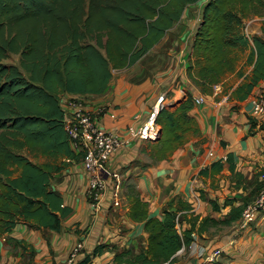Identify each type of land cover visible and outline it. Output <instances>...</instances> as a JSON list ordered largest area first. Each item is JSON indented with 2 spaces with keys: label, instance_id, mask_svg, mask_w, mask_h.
<instances>
[{
  "label": "trees",
  "instance_id": "16d2710c",
  "mask_svg": "<svg viewBox=\"0 0 264 264\" xmlns=\"http://www.w3.org/2000/svg\"><path fill=\"white\" fill-rule=\"evenodd\" d=\"M200 1L0 0V238L20 222L59 231L60 217L71 211L50 189L54 173L61 168L50 162L34 163L24 154L77 158L64 129L60 96L103 94L113 70L140 62ZM255 15H264V0H207L187 68L189 79L203 93H211L236 71L240 49L249 50L246 65L253 67L245 77L250 81L248 91L264 80V39L253 36L250 43L242 33L244 20ZM14 56L19 57L18 64L5 63ZM192 108V97L187 96L174 110L168 106L160 112L161 135L149 149L153 161L167 159L184 144L192 130L188 115ZM227 162L235 174L231 156ZM260 188L258 183L257 194ZM247 196L238 207L233 205L236 199H226L224 207L232 208L225 219L205 218L199 231L241 219L250 203ZM128 201L130 218L142 223L148 234L147 247L139 253L116 252L113 264H173L177 253L194 240L198 217L182 230L184 212L191 206L172 202L159 219L149 214L148 203L134 185L128 186ZM211 204L220 211L216 201ZM106 249L96 247L93 256ZM93 256L81 264H90Z\"/></svg>",
  "mask_w": 264,
  "mask_h": 264
},
{
  "label": "crops",
  "instance_id": "0c3cea01",
  "mask_svg": "<svg viewBox=\"0 0 264 264\" xmlns=\"http://www.w3.org/2000/svg\"><path fill=\"white\" fill-rule=\"evenodd\" d=\"M206 2L202 0L192 5L181 21L141 60L154 53L150 61L142 66L140 61L129 69L113 70L103 94L85 96L92 99L87 107L105 109L98 118L99 126L121 134L128 126L145 120L160 95L167 96L172 110L191 96L193 108L188 115L192 130L187 133L184 144L162 161L152 160L148 142L136 141L120 149L109 162L107 189L97 207L92 205L87 193L89 175L83 168L81 156L77 155L76 159L42 155H37L40 159L30 158L34 163L50 162L61 168L54 173L50 189L61 195L63 206L71 211L68 216L60 217L59 231L24 222L17 224L0 238V264H67L71 250L78 244H82V249L76 264L93 256L100 245L107 249L91 257L90 264H113L116 252L125 249L139 253L147 247L148 234L142 223L130 218L129 185H134L141 199L148 203L151 216L162 219L163 210L170 203L178 207L182 201L192 208L184 212L186 220L182 230L190 228L198 217L191 246L177 253L173 264H264V212L244 230L239 229V219L230 225H210L199 231L205 218L225 219L232 208L224 207L226 199H236L234 207L241 205L252 181L259 183V173L264 171V137L251 118L253 99L264 89V80L252 92L248 91L250 81L245 77L253 70L246 65L249 50H245L246 56L237 62L236 71L227 74L224 81L216 85L219 89L214 87L209 94L203 93L188 77L193 39ZM194 8L200 14L198 18L190 17ZM178 24L175 38L169 41ZM242 33L250 43L253 36L264 39V15L245 19ZM14 57L17 63H9V60L5 63L18 64L19 57ZM135 66H138L137 71ZM240 71L242 76H238ZM199 96H203L205 102L196 106L194 98ZM229 156L235 165V174L229 170ZM239 183H242L240 188ZM211 201L217 202L220 211H214Z\"/></svg>",
  "mask_w": 264,
  "mask_h": 264
},
{
  "label": "built area",
  "instance_id": "2783aa9c",
  "mask_svg": "<svg viewBox=\"0 0 264 264\" xmlns=\"http://www.w3.org/2000/svg\"><path fill=\"white\" fill-rule=\"evenodd\" d=\"M219 89L215 86V90ZM71 99L72 97H68ZM205 102L203 96L194 98V104L200 106ZM168 107L166 95H160L149 110L147 117L139 125H130L124 133H116L105 130L99 126L98 118L105 111L103 108H89L76 101L68 104L64 111V129L68 137L71 150L82 157L83 168L89 175L88 196L92 205L99 202L100 197L107 189V168L112 157L122 148L130 146L136 141L154 142L158 139L160 125L158 116L160 112ZM252 124L262 131L264 137V89L253 99L251 110ZM139 120V116H136ZM223 161L226 158L222 159ZM259 193L254 200L244 209L239 229H247L256 221L258 215L264 212V171L258 176ZM82 249V244L76 245L70 253L67 264H76ZM183 247L178 253L183 252Z\"/></svg>",
  "mask_w": 264,
  "mask_h": 264
},
{
  "label": "rangeland",
  "instance_id": "374dc122",
  "mask_svg": "<svg viewBox=\"0 0 264 264\" xmlns=\"http://www.w3.org/2000/svg\"><path fill=\"white\" fill-rule=\"evenodd\" d=\"M199 15L200 14L198 13L197 9L194 8L191 11L190 17H193V18L197 17L198 18ZM179 27H180V24H178L177 28L175 29V32H171V34L169 36V41H171V39L175 38V35L177 34ZM153 56H154V53H151L150 55H148L143 61H141L139 63L140 66H142L146 61H150V59H152ZM236 56H237L238 60H240L242 57L246 56L245 50H238L236 52ZM9 63H17V57H12L11 60H9ZM137 69H138V66H135V71H137ZM71 101H76V102L81 103L82 105L86 106L88 104V102L92 101V99L84 97V96H79V97H74V98L69 99L67 95H63L60 98L61 107L65 110H67L68 104ZM147 148L148 149L151 148L150 143L147 144ZM25 155L29 156V158H31L32 160H34V158L40 159V157H37V155H33L29 152H25ZM255 181H252L250 192H248V194L250 193L246 198L248 202H252L254 200V198L256 197L257 190H258V183Z\"/></svg>",
  "mask_w": 264,
  "mask_h": 264
},
{
  "label": "water",
  "instance_id": "95a60500",
  "mask_svg": "<svg viewBox=\"0 0 264 264\" xmlns=\"http://www.w3.org/2000/svg\"><path fill=\"white\" fill-rule=\"evenodd\" d=\"M160 135H161V131L159 132V136H158V139H159ZM158 139H157V140H158Z\"/></svg>",
  "mask_w": 264,
  "mask_h": 264
}]
</instances>
